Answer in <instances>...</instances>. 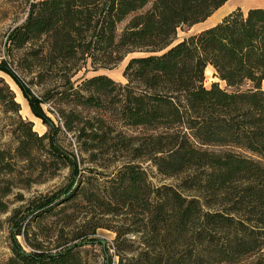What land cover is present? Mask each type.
I'll return each mask as SVG.
<instances>
[{
  "label": "trees",
  "instance_id": "16d2710c",
  "mask_svg": "<svg viewBox=\"0 0 264 264\" xmlns=\"http://www.w3.org/2000/svg\"><path fill=\"white\" fill-rule=\"evenodd\" d=\"M13 1L25 2L27 11L7 34L10 61L3 70L26 95L34 82L19 80L7 66L33 76L36 85L58 75L63 90L34 100L49 104L57 97L68 106L65 126L77 132L83 151L126 161L102 180L83 176L57 145L58 130L35 132L0 77V108L18 116L11 131L16 146H0V183L17 172L12 160L31 163L39 149L68 164L73 177L69 187L34 199L26 216L14 211L15 236L27 242L32 221L67 207L85 204L91 215L58 251L11 246L5 264H86L80 250L95 244L100 229L115 234L116 264H264V8H237L175 43L180 29L207 21L230 0ZM135 52L144 55L126 65L125 84L107 75L72 82L88 64L110 68ZM209 67L218 82L207 87ZM143 159L163 177H180L179 185H154L137 163ZM41 164L30 172L54 166ZM8 211L0 199V212Z\"/></svg>",
  "mask_w": 264,
  "mask_h": 264
},
{
  "label": "rangeland",
  "instance_id": "374dc122",
  "mask_svg": "<svg viewBox=\"0 0 264 264\" xmlns=\"http://www.w3.org/2000/svg\"><path fill=\"white\" fill-rule=\"evenodd\" d=\"M153 1V0H151ZM149 4L148 7H150ZM237 8H241L244 12L253 8H264V0H230L221 9L209 18L207 21L197 24L193 27L180 29L177 34L175 43L180 42L192 35H195L217 23L223 15L230 13ZM27 4L22 1L0 0V77L4 78L16 95V101L21 106L19 114L23 120L32 122L34 131L39 135L51 132L50 129H56V143L70 157H74L82 170V175L90 178L93 182L102 180L103 177L111 174L114 169L121 166L126 159L120 158V155L114 153L85 152L81 149V144L77 139V132H70L65 126L63 119V111H68V106L57 100V97L49 104H42L33 97L42 96L45 91H62V82L58 75H53L43 85H36L33 76H26L15 66H7L10 71L17 75L19 80L26 82L33 81L31 91L26 95L23 88L16 79L7 71L3 70L6 65L4 62L10 61L6 54V41L8 32L15 26L21 24L26 16ZM125 24L121 26L124 27ZM144 55L141 52L129 54L122 62L110 68L97 67L96 70L88 64L82 68L72 79L75 85H79L84 79L91 78L96 75H107L118 83L125 84L124 70L130 59ZM205 85L210 87L212 83L218 82L214 78V70L209 67L206 73ZM264 89V83H263ZM18 121V116L14 114H4L0 108V146L3 149H12L16 146V141L11 133L12 129ZM77 125V124H76ZM51 126V127H50ZM15 161V162H14ZM44 161L47 165H54L52 169L47 171L35 170L30 172L29 166L40 167ZM148 173L150 181L156 185H167L177 187L181 178H166L161 176L157 168L146 160L137 161ZM12 164L16 165L17 172L11 175H2L0 189V199L8 206V213L0 212V264L5 262L13 255L11 246L18 247L26 253L35 251L33 247H42L44 251L56 252L59 246L70 243L73 238L74 231L84 225L91 215L88 212L90 207L80 205L77 209L68 208L67 214L60 213L58 216H50L47 219L38 222L34 220L26 227L28 238L27 242L22 236H15L16 228L9 221L16 209L21 210V215L26 216L31 202L34 199L49 196L60 192L62 189L69 187L73 177L71 168L63 165L59 161L54 162L48 158L46 151L39 149L35 154L33 162H24L20 160H12ZM90 171V172H89ZM81 175V178H82ZM61 206L56 208V211ZM58 209V210H57ZM80 209V210H79ZM22 216V217H23ZM86 217L88 219H86ZM23 219V218H20ZM85 220V221H84ZM30 221L28 218L24 223L27 225ZM115 234L109 230L100 229L97 235L91 241L95 244H86L81 248V253L86 264H116L117 258L113 250V240ZM105 243V245H104ZM31 245V246H30ZM33 246V247H32Z\"/></svg>",
  "mask_w": 264,
  "mask_h": 264
},
{
  "label": "crops",
  "instance_id": "0c3cea01",
  "mask_svg": "<svg viewBox=\"0 0 264 264\" xmlns=\"http://www.w3.org/2000/svg\"><path fill=\"white\" fill-rule=\"evenodd\" d=\"M220 9H221V8H220ZM214 14H215V13H214ZM214 14H213V15H214ZM227 14H228V13H227ZM227 14L223 15L222 18H223L224 16H226ZM210 18H211V17H210ZM222 18H220V19L218 20V22H220V21L222 20ZM218 22H217V23H218ZM217 23H215V24H217ZM215 24H213V25H215ZM213 25H212V26H213Z\"/></svg>",
  "mask_w": 264,
  "mask_h": 264
},
{
  "label": "water",
  "instance_id": "95a60500",
  "mask_svg": "<svg viewBox=\"0 0 264 264\" xmlns=\"http://www.w3.org/2000/svg\"><path fill=\"white\" fill-rule=\"evenodd\" d=\"M104 245H105V243H104Z\"/></svg>",
  "mask_w": 264,
  "mask_h": 264
}]
</instances>
